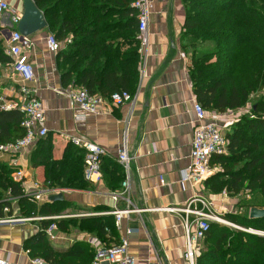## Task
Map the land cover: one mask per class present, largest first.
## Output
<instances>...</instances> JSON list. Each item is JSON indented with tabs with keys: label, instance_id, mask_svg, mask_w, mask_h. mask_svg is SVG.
Listing matches in <instances>:
<instances>
[{
	"label": "crops",
	"instance_id": "crops-1",
	"mask_svg": "<svg viewBox=\"0 0 264 264\" xmlns=\"http://www.w3.org/2000/svg\"><path fill=\"white\" fill-rule=\"evenodd\" d=\"M5 1L16 11L22 12L23 0ZM146 1L149 5L147 44L138 51V83L134 94H130L131 101L104 109L96 116L85 114L84 120H75L74 117L83 112L76 105L72 106L67 96L69 90L82 87L74 85L72 80L63 82L61 79L64 68L58 53L65 49L71 35L66 41L59 42L60 50L55 54L49 53L46 47V37L51 33L47 28L28 37L31 48L26 53L35 79L27 85L34 89L42 103L48 135L47 139L37 141L14 157L3 154L0 158L13 170L12 178L15 181H19L14 176L15 171L22 172L23 178L20 180L23 181L24 192L38 195V205L51 202L48 200L51 195L62 194V201L68 202L66 210L60 214L66 215L64 219L111 216L107 213L126 207L125 200L112 199L121 187L116 176V169L122 172L117 154L123 141H126L128 154L132 157L128 198L138 211L124 217L120 230L114 228L113 233L107 232L104 239L71 226L66 232L55 228L50 235L46 234L47 240L58 250H67L73 244L81 243L87 251H93L89 244L91 239L113 245L126 237L128 253L136 264H186L183 258L184 221L185 218L192 221L193 216L181 210L190 203V208L197 209L202 208L201 202L205 203L212 214L222 221L210 223L226 227L229 224L251 234L259 235L261 232L245 230L224 220L226 214H243L246 209L241 207L240 201L248 200L252 195L248 191L236 196L226 192L213 193L209 185L212 176L220 171L219 166L214 165L215 172L202 182L185 183L184 188L181 187L182 171L190 163L192 129L196 123L194 105L197 103L188 73L190 57L182 47L185 7L183 0ZM3 23L1 19L0 27ZM5 73L6 67L0 69V97L7 102L20 104L14 83L17 80L7 79ZM114 82L118 92H128L125 76L116 77ZM218 125L228 130L232 122L223 118ZM74 137L94 143L104 150L101 179L96 183L84 179V151L77 148L83 154L80 174L82 181L86 182V189L51 187L45 179L42 159L48 165L60 162L66 148L71 145L70 139ZM13 159L15 166L11 163ZM77 170L75 166H70V173ZM64 180L61 179V183ZM11 210V216L4 213L0 219L20 217L16 202L12 203ZM41 221L0 225V260L6 261V264H36L24 250L23 244L40 231ZM126 230L131 233L126 235ZM200 246L204 250L203 244L200 243Z\"/></svg>",
	"mask_w": 264,
	"mask_h": 264
},
{
	"label": "trees",
	"instance_id": "trees-1",
	"mask_svg": "<svg viewBox=\"0 0 264 264\" xmlns=\"http://www.w3.org/2000/svg\"><path fill=\"white\" fill-rule=\"evenodd\" d=\"M32 1L58 42L66 41L71 35L70 43L58 53L64 68L63 82L72 80L90 95L99 94L108 99L118 92L114 79L125 76L128 92L134 94L140 48L137 15L130 7L134 0ZM183 4L184 51L187 37L216 45L214 49L200 52L198 59L190 57L188 73L197 103L207 111L224 113L245 106L254 92L263 95L254 105L253 116L241 117L228 129L227 153L212 159L211 164L219 166L220 171L212 176L209 188L215 194L226 192L236 196L248 191L251 197L257 195L264 199V0L260 3L257 0H183ZM212 58L216 60L212 62ZM10 64L0 29V69ZM22 120L19 109L4 110L0 104V146L23 137ZM82 159L83 154L73 145L66 148L60 162L48 165L42 159L46 181L54 188L85 190L86 182L80 174ZM71 165L78 172L70 173ZM116 172L121 182L122 172L119 168ZM12 174L13 170L0 158V217L5 207L10 208L7 215H12L13 202L22 218L55 217L66 210V201L34 203L25 194L23 181H15ZM250 200L251 203L240 201L246 209L243 214H226L224 220L245 230L264 233V218L248 217L251 208L264 206ZM51 225L62 232L71 226L77 227L101 239L115 230L111 216L43 220L40 231L26 240L23 248L30 258L46 264H86L94 257V252L87 251L81 243L67 250L54 249L46 237ZM201 244L204 250L197 256V264H264V235L210 223Z\"/></svg>",
	"mask_w": 264,
	"mask_h": 264
},
{
	"label": "built area",
	"instance_id": "built-area-1",
	"mask_svg": "<svg viewBox=\"0 0 264 264\" xmlns=\"http://www.w3.org/2000/svg\"><path fill=\"white\" fill-rule=\"evenodd\" d=\"M148 2L146 0H135L132 8L136 11L138 21V39L140 48H144L147 44V15ZM21 13L5 0H0V20L1 35L4 42L5 53L11 59V64L6 67L5 76L9 80H17V94L21 99V103L7 102L0 97L1 109L11 110L19 109L23 114L21 127L24 130L22 138L0 146V157L3 154H9L14 157L24 149L32 147L37 141L44 139L48 135L46 126V116L41 101L36 97L34 89H31L27 84L34 81L33 66L29 61L27 50L31 48L29 38L23 37L17 29ZM71 37L67 39L70 43ZM46 47L49 53L55 54L60 50V44L55 36L49 33L46 37ZM67 96L71 105H76L83 114L76 115L75 120H84L85 114L98 115L104 109L118 107L131 101L132 97L127 91L115 92L108 99H104L98 95H90L85 89L69 90ZM238 111V112H237ZM225 111L224 113H212L205 110L200 104L194 105L196 123L192 129L190 163L182 171L181 187L184 188L185 183L198 184L215 172V167L211 164L214 157L223 156L227 153L228 140L222 133V128L218 125V121L226 118L232 123L236 121V112L241 113V110ZM71 145L84 151V168L83 175L87 182L96 183L101 179L100 167L101 161L105 152L98 145L89 141H84L74 137L70 139ZM131 160L132 157L128 154L126 141L118 151L117 162L122 169L123 179L121 181L120 190L112 196L114 201L120 199L125 200L126 207L124 209H115L109 213L113 217V224L116 230H120L121 222L124 217L130 213L137 212L129 200L130 181H131ZM12 165H16L15 159L11 161ZM14 176L17 179H22L21 171H15ZM34 203H37L39 196L30 195ZM202 208H190L191 203L186 209L181 210L186 215H192L193 220L189 221L185 218L184 233L185 245L183 258L186 264H196L197 256L201 250L202 243L206 233L209 230L210 222L221 223L205 203H202ZM9 207L3 209V213H8ZM66 215H59L51 219H64ZM49 218H9L0 219V225L7 223H25L34 220H46ZM55 229L51 225L46 234L50 235ZM108 232V230H106ZM131 231L126 230V235ZM89 244L94 251V257L91 264H136L133 257L128 253V239L123 237L117 244L108 245L98 239H91ZM36 264H42L43 261L35 260ZM0 264H6V261L0 260Z\"/></svg>",
	"mask_w": 264,
	"mask_h": 264
},
{
	"label": "water",
	"instance_id": "water-1",
	"mask_svg": "<svg viewBox=\"0 0 264 264\" xmlns=\"http://www.w3.org/2000/svg\"><path fill=\"white\" fill-rule=\"evenodd\" d=\"M47 28L43 14L37 9L32 0L22 1V12L17 29L23 37H30L34 33ZM51 202L62 201V194L51 195L48 198ZM249 219L264 218V208H251L249 210ZM259 235H264L258 233ZM44 264V263H42Z\"/></svg>",
	"mask_w": 264,
	"mask_h": 264
},
{
	"label": "rangeland",
	"instance_id": "rangeland-1",
	"mask_svg": "<svg viewBox=\"0 0 264 264\" xmlns=\"http://www.w3.org/2000/svg\"><path fill=\"white\" fill-rule=\"evenodd\" d=\"M259 3L263 0H257ZM186 46H185V52L189 55V57H193L195 56L197 59L199 57H201L200 55V52L202 51H205L207 49H214L215 48V44L213 42H210V41H202V39H192L190 37H187L186 38ZM190 60V58H189ZM216 58H212V62L215 61ZM263 98V95L262 93H258V92H254L250 95L249 99H248V102L246 103L245 106H243L242 108H239L237 110H241V113H237L238 111L237 110H234V111H237L235 116H236V121L238 119H240L241 117H251L254 115L253 113V109H254V105L255 103L257 102H260ZM235 123V121L233 122ZM232 123V124H233ZM230 128V127H229ZM228 128V129H229ZM228 130L226 129H222V133L226 136ZM251 200L250 201H255L256 202V205H259V206H264V199H261L259 196L257 195H254V197H251L250 198ZM245 202L247 203H251L249 202L248 200H244ZM227 222V221H226ZM227 227L233 229V230H237L235 229L233 226H230L229 224H226ZM264 234V233H262Z\"/></svg>",
	"mask_w": 264,
	"mask_h": 264
}]
</instances>
